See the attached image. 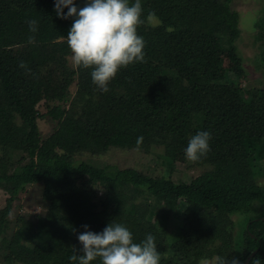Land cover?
Listing matches in <instances>:
<instances>
[{
	"label": "trees",
	"instance_id": "1",
	"mask_svg": "<svg viewBox=\"0 0 264 264\" xmlns=\"http://www.w3.org/2000/svg\"><path fill=\"white\" fill-rule=\"evenodd\" d=\"M232 1L142 0L137 32L145 60L120 69L101 93L91 69L67 70L71 52L62 36L72 19L55 15L54 0H0V191L7 196L0 235L27 186H41L46 205L44 217L26 222L7 242L6 264H72L82 226L100 232L111 220L129 228L136 242L153 234L160 264H174L167 256L178 238L187 255L176 264L217 255L243 264L252 253L248 264H264V188L257 179L263 171L250 164L264 156V91L253 90L245 101L243 90L226 83L222 44L234 71L244 74L236 54L241 18ZM30 19L38 22L35 33ZM148 19L158 24L147 28ZM42 101L56 104L49 116L57 128L45 139L36 125ZM204 130L211 133L210 151L192 161L204 171L189 183L174 182L178 147ZM111 148L157 154L168 177L75 159ZM183 203L193 206L192 219L181 216ZM174 220L180 223L172 237Z\"/></svg>",
	"mask_w": 264,
	"mask_h": 264
},
{
	"label": "clouds",
	"instance_id": "2",
	"mask_svg": "<svg viewBox=\"0 0 264 264\" xmlns=\"http://www.w3.org/2000/svg\"><path fill=\"white\" fill-rule=\"evenodd\" d=\"M67 9L65 12L64 10ZM54 12L58 18L72 19L67 41L72 62L84 69H91L92 83L101 93L109 91V83L118 71L145 60V42L137 32L143 23L142 0H54ZM154 15L153 13L149 14ZM29 31L38 30L35 19L27 21ZM34 36L29 37V43ZM19 67L24 68L21 62ZM211 133L198 131L190 137L184 149L186 158L199 161L210 151ZM77 235L80 248L73 249L69 257L72 264H160L155 237L149 233L136 242L125 225L114 220L102 231L93 232L88 225ZM214 264H239L236 259L217 255Z\"/></svg>",
	"mask_w": 264,
	"mask_h": 264
},
{
	"label": "rangeland",
	"instance_id": "3",
	"mask_svg": "<svg viewBox=\"0 0 264 264\" xmlns=\"http://www.w3.org/2000/svg\"><path fill=\"white\" fill-rule=\"evenodd\" d=\"M231 9L235 11L240 20V37L236 42L237 51L236 54L241 59V64L244 69V74L235 72L234 66L229 58V47L222 44L221 52V68L226 71L228 75L227 84L238 86L244 91L243 100H247L249 94L256 89L264 91V0H233L231 3ZM242 19L243 23H242ZM261 28L257 29L254 26ZM158 22L155 19H148L146 23L147 28L156 26ZM244 25V27H243ZM254 27V29H253ZM262 54V55H261ZM66 68L69 72L76 71L78 68L71 59V54L66 58ZM172 76V75H167ZM77 75L75 76V78ZM76 80L69 87V98L64 104L67 109L71 100L76 93ZM254 92V91H253ZM56 105L54 102L42 101L38 107V113L41 118L36 121L38 131L41 139L49 137L57 128L56 124L51 120L49 111L52 106ZM240 108H245L242 102L239 104ZM238 107V108H239ZM238 115L243 116L242 110L237 109ZM149 145V144H147ZM146 145V146H147ZM186 146H179L175 159L173 160V172L170 173L169 178L174 182H186L196 178L204 171L193 165V162L186 158L184 149ZM76 160L92 163L94 166L103 167L106 165L115 166L118 169H134L142 174L150 177H168V172L162 163V160L158 159L157 154H150L144 151L137 150H121V149H109L105 154L99 157H76ZM260 159V160H259ZM252 167L261 169L263 173L257 176L258 183L264 188V156H257V154L250 159ZM96 190V189H95ZM99 190V189H98ZM42 187L41 186H27L14 202L10 215L8 216L7 226L0 235V264H6L4 258L6 256V244L11 239L13 234L25 225V223H35L37 218L45 216L46 205L41 201ZM100 197V193L97 195ZM7 196L4 192L0 191V209L5 206ZM99 203V200H96ZM185 207V208H184ZM179 210L182 217H188L192 219L194 216V209L191 205L183 203V208L179 204ZM184 212V213H183ZM183 219V218H180ZM234 219V218H233ZM235 220V219H234ZM180 220H174V223L169 224V232L172 237L175 236V231L179 225ZM174 225V226H173ZM178 231V229H177ZM36 235V234H34ZM179 237V236H178ZM216 246L219 243L215 244ZM171 255L167 256L173 260L174 264L179 263V255H187V249L183 247L179 238L172 239ZM199 264H214V259L201 261Z\"/></svg>",
	"mask_w": 264,
	"mask_h": 264
},
{
	"label": "water",
	"instance_id": "4",
	"mask_svg": "<svg viewBox=\"0 0 264 264\" xmlns=\"http://www.w3.org/2000/svg\"><path fill=\"white\" fill-rule=\"evenodd\" d=\"M254 254H255V253H252V254L250 255V257H248V258L244 261L243 264H248V262L250 261V259L252 258V256H253Z\"/></svg>",
	"mask_w": 264,
	"mask_h": 264
},
{
	"label": "flooded vegetation",
	"instance_id": "5",
	"mask_svg": "<svg viewBox=\"0 0 264 264\" xmlns=\"http://www.w3.org/2000/svg\"><path fill=\"white\" fill-rule=\"evenodd\" d=\"M256 23H257V22L254 23V26H255ZM253 29H254V27H253ZM257 29H258V28H257Z\"/></svg>",
	"mask_w": 264,
	"mask_h": 264
}]
</instances>
